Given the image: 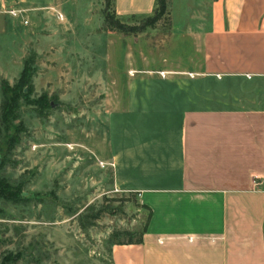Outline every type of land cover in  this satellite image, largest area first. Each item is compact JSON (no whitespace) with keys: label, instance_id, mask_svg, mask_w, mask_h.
<instances>
[{"label":"crops","instance_id":"0c3cea01","mask_svg":"<svg viewBox=\"0 0 264 264\" xmlns=\"http://www.w3.org/2000/svg\"><path fill=\"white\" fill-rule=\"evenodd\" d=\"M201 2L185 7L178 31L168 12L169 35L138 64L123 38L125 71L116 73L123 101L107 113L102 161L112 186L136 193L149 215L141 242L112 245L110 264H264V0ZM91 3L0 0V16L21 8L39 19L43 34L56 36L60 20L62 36L76 37L66 30L76 27L78 11L89 23ZM153 6L112 1L118 18L149 15ZM21 18L7 19L3 41L14 39ZM23 29L11 50L19 58L33 36L31 27ZM111 42L105 35L95 41ZM184 43L187 51H177ZM31 44L43 43L35 35ZM8 47H0L6 58Z\"/></svg>","mask_w":264,"mask_h":264},{"label":"rangeland","instance_id":"374dc122","mask_svg":"<svg viewBox=\"0 0 264 264\" xmlns=\"http://www.w3.org/2000/svg\"><path fill=\"white\" fill-rule=\"evenodd\" d=\"M194 1H167L170 28H182L185 7ZM91 2L89 23H82L83 13L78 11L76 27L66 30L76 32V37L62 36L57 12L53 13L59 32L50 36L35 23L39 19L24 16V10L21 23H26L20 25L31 27L33 36L27 45H20L21 58L11 50L27 33L22 26L15 23L14 39L0 38V47L12 46L9 58L0 51V79L12 84L23 60L33 58L30 97L45 94L49 103L42 111L21 105L24 130L11 151L0 150V180L19 191L16 202L0 200V260L7 253H19V259L9 264H110V248L115 245L110 233L138 232L146 221L147 210L136 193L115 189L111 167L102 161L107 149L106 116L123 101L122 77L116 74L125 71V66L120 68L123 38L131 47L132 61L138 64L151 56L155 41L169 35V23L162 19L150 27L145 25L147 15L126 14L119 20L134 30L122 34L101 24L104 12L112 13V4ZM3 15L0 32L11 17ZM35 35L43 44L32 48ZM100 35L114 42L95 43ZM48 45L52 47L47 49ZM187 47L184 43L176 50L186 52ZM99 208L103 212L92 221L90 214ZM117 238L122 241L125 236Z\"/></svg>","mask_w":264,"mask_h":264},{"label":"trees","instance_id":"16d2710c","mask_svg":"<svg viewBox=\"0 0 264 264\" xmlns=\"http://www.w3.org/2000/svg\"><path fill=\"white\" fill-rule=\"evenodd\" d=\"M113 0H107L106 4H112ZM168 0H154V6L151 14L145 17L146 26H154L158 21L165 20L169 23V15L167 9ZM102 23L105 28L114 30L119 33H129L134 30L132 27L125 26L119 18L114 14L105 13L102 16ZM35 72L33 58L24 59L22 62L21 70L17 78L12 84L6 80L0 79V150L4 148V152L11 151L19 137V133L24 130V126L20 119V106L29 105L37 110H44L49 107V103L45 94H41L36 98H31L33 92L32 77ZM18 190H14L10 184L0 180V200L16 202ZM145 207V206H144ZM147 210V217L149 209ZM103 210L96 209L90 214V219L93 221L97 219ZM146 217V218H147ZM83 224V223H82ZM142 229L138 232L123 230L120 233H110L112 244H138L141 242ZM123 234L125 239L122 241L117 240L118 235ZM19 259V253H7L0 260V264H9Z\"/></svg>","mask_w":264,"mask_h":264},{"label":"built area","instance_id":"2783aa9c","mask_svg":"<svg viewBox=\"0 0 264 264\" xmlns=\"http://www.w3.org/2000/svg\"><path fill=\"white\" fill-rule=\"evenodd\" d=\"M23 12H24V9H21V8H7L4 10V13L8 14L11 17H21ZM58 17H60L59 14H58ZM22 23L25 24L26 21L23 20ZM157 74L160 76H164L165 72L164 71H157Z\"/></svg>","mask_w":264,"mask_h":264}]
</instances>
